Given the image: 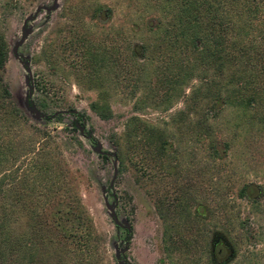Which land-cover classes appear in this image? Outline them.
Listing matches in <instances>:
<instances>
[{"label":"rangeland","instance_id":"obj_1","mask_svg":"<svg viewBox=\"0 0 264 264\" xmlns=\"http://www.w3.org/2000/svg\"><path fill=\"white\" fill-rule=\"evenodd\" d=\"M51 2L0 0L2 80L26 120L20 129L8 123L19 143L13 157L0 140L3 186L28 180L23 151L42 147L90 218L88 264H264V80L250 81L253 104L239 100L244 87L235 91L258 62L235 60L215 71L194 61L184 71L192 60L167 28L171 14L162 0H57L24 22ZM87 50L104 60L93 63ZM93 65L97 83L87 80ZM25 66L30 102L44 114L38 119L25 108ZM100 91L107 118L90 106ZM241 185L252 197L237 194ZM108 205L130 228L124 251V230ZM15 216L23 227V211ZM216 236L230 249L218 262L211 255ZM75 256L66 254L64 264H75Z\"/></svg>","mask_w":264,"mask_h":264},{"label":"trees","instance_id":"obj_2","mask_svg":"<svg viewBox=\"0 0 264 264\" xmlns=\"http://www.w3.org/2000/svg\"><path fill=\"white\" fill-rule=\"evenodd\" d=\"M162 2L171 14L167 28L192 60L184 65L185 69L181 67L184 71L192 70L194 61L215 71H222L235 60H245L247 66L252 65V61L258 62L256 65L259 67L254 66L253 72L248 73L250 80L247 83L239 80L235 90L244 87L246 95L239 100L244 105L253 104L257 92L251 83L264 80V0ZM104 11V15L109 13V9ZM254 41L258 44L255 45ZM96 53L87 50V58L93 63L103 61V57L97 59ZM6 57L7 45L0 30V140H6L7 152L13 157L10 148L12 145L17 148L19 143L17 136L11 135L8 123L15 122L20 129L25 127L26 120L12 105L9 91L2 80ZM92 67L87 80L97 83L95 65ZM191 75L187 73L186 77ZM230 93L235 95L233 91ZM105 96L100 91L97 99L90 104L101 118H107L111 113ZM3 146L0 144V162L6 153ZM39 148L28 147L23 151L24 157L29 154L28 180H24L26 177L17 182L13 179L11 181L14 182L5 188L2 184L3 174L0 175V264H64V256L76 251L79 256H75V264H88L90 256L84 255L90 251L94 234L90 218L77 193L71 191L65 182L61 169L52 165L50 158L42 155L43 148ZM7 194L11 197L9 201L3 199ZM237 194L252 197L247 185H241ZM17 211L24 213L23 227L15 218ZM128 238L129 231H126L121 249H127Z\"/></svg>","mask_w":264,"mask_h":264},{"label":"water","instance_id":"obj_3","mask_svg":"<svg viewBox=\"0 0 264 264\" xmlns=\"http://www.w3.org/2000/svg\"><path fill=\"white\" fill-rule=\"evenodd\" d=\"M56 7H57V0H52L51 4L49 6H44V7L38 6L35 9V11L33 12V14L31 16H27L24 19V22L26 20L34 17V15L40 10V8H43L45 11H50L52 9H55ZM25 34H26V30H24V28L22 27L20 37L13 43L12 48H11V52H12V54L14 56H18V54H17V48L21 44V42L23 41ZM25 71H26V76H25L24 82L27 85V95H28L27 96V99L25 101V108L30 113L33 114V118H35V119L44 117V114L41 113L37 108H35V106H33L32 103L30 102L29 95L31 93V87H30V85L28 83V79H29V68L27 66H25ZM78 130H79V134H82L83 125H78ZM85 136L87 138L90 137V135H88V134L85 135ZM94 149L99 154H107L105 151L101 150V146L98 143H96ZM114 173H115V169L113 170V176H114ZM108 209H109V216L112 218V221L114 222V224L122 225V226H124L125 228L128 229V225H127V223L125 221H123V220L122 221H119L116 218L115 213L113 212V209H112V206L111 205H108ZM122 251H124V249H122Z\"/></svg>","mask_w":264,"mask_h":264},{"label":"flooded vegetation","instance_id":"obj_4","mask_svg":"<svg viewBox=\"0 0 264 264\" xmlns=\"http://www.w3.org/2000/svg\"><path fill=\"white\" fill-rule=\"evenodd\" d=\"M75 114V113H73ZM77 115V114H75ZM74 125L76 126V128H78V125H83L82 122H78V121H75L74 122ZM79 131V130H78ZM85 131H84V127H83V130H82V134L83 136H85ZM86 137V136H85ZM90 140H92V138H88ZM117 218V217H116ZM114 223V222H113ZM116 227H121L123 228L124 230V234H126V231H129V235H130V228L128 226V229L125 228L124 226L122 225H119V224H114ZM125 236V235H124ZM122 243V242H121ZM122 246V245H121ZM211 251H212V260L214 262H218L221 260V258L223 257V255L226 253V251L229 253L230 252V249L228 248V245L226 244V242L223 240L222 236H216V238L213 240V243L211 244ZM223 259V258H222Z\"/></svg>","mask_w":264,"mask_h":264}]
</instances>
